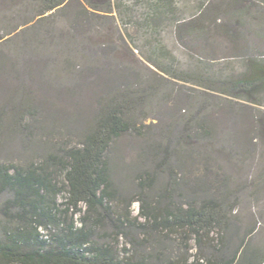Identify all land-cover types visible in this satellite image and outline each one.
Segmentation results:
<instances>
[{"label": "rangeland", "instance_id": "obj_1", "mask_svg": "<svg viewBox=\"0 0 264 264\" xmlns=\"http://www.w3.org/2000/svg\"><path fill=\"white\" fill-rule=\"evenodd\" d=\"M52 1L0 0V46L12 66L0 71V164L46 162L79 145L100 113L118 104L141 128L107 154L119 194L111 208L133 223L119 249L136 259L160 244L167 255L186 247L188 264H208L225 236L234 264L249 255L264 264V87L242 98L205 87L225 88L252 60L264 64V0H65L39 16ZM236 8L253 12L259 22L246 23L255 34L223 31L239 24L231 21ZM190 22L209 34L190 32ZM192 73L198 82L188 80ZM152 175L153 186L141 189L139 177ZM57 180L65 187L61 174ZM66 196L58 197L62 209ZM209 198L221 201L226 220L202 246L190 231L153 232L145 243L143 213ZM98 234L116 243L110 226Z\"/></svg>", "mask_w": 264, "mask_h": 264}, {"label": "trees", "instance_id": "obj_2", "mask_svg": "<svg viewBox=\"0 0 264 264\" xmlns=\"http://www.w3.org/2000/svg\"><path fill=\"white\" fill-rule=\"evenodd\" d=\"M64 2L53 0L38 15L42 16ZM232 19L239 24L232 22L225 27L223 31L227 35L240 37V29L242 32L249 29V34L256 33L247 27L246 21L256 20L249 8L234 9ZM189 26L190 32L201 36L209 34L208 28L196 22H190ZM9 60L0 46V71L6 72L12 67L10 64L7 66ZM249 66V72L238 79L227 78L225 88L221 82L207 79V83L219 84L221 88L217 89L212 83L204 86L211 90L226 89L224 93L242 98L244 94L264 87V64L252 60ZM198 79L194 73L188 78L196 80L194 82ZM204 82L201 80V83ZM100 114L79 145L62 149L60 154L51 155L46 162L24 168L12 163L0 164V198L6 193L11 195L0 208L5 218L0 226V264H188L189 250L186 247L173 248L172 253L167 255L166 246L156 241L165 249L160 248L154 255L151 252L146 257L148 259L142 256L129 258L124 250L119 249V239L128 235L133 223L128 216H117L111 208V202L119 198V194L114 186L107 154L118 138L141 128H135L124 117L123 107L118 104ZM60 174L65 187L58 183ZM139 178L141 189L151 188L156 179L154 175ZM177 185L178 182H175L171 186ZM194 189L204 191L205 188ZM63 192L67 194L64 209L58 203V197ZM191 200L185 203V207L158 205L151 212L143 213L150 221L149 225H139L144 232L145 243L148 244L153 232L176 234L178 231H190L202 246L204 237L221 226L226 216L221 210V201L217 199H206L199 207ZM76 216H79V224ZM107 226L115 233L116 243L108 242L98 234V230ZM41 228L48 233L44 235ZM228 247L225 236L221 237L220 256L207 258L208 264L236 263L237 253L228 257L229 253L224 251ZM151 257L156 259L155 262L151 261ZM246 258L247 264L254 261L251 255Z\"/></svg>", "mask_w": 264, "mask_h": 264}]
</instances>
